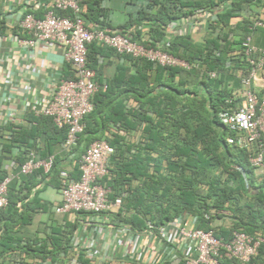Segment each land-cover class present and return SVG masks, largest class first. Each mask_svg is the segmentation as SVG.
Returning <instances> with one entry per match:
<instances>
[{
    "label": "trees",
    "instance_id": "1",
    "mask_svg": "<svg viewBox=\"0 0 264 264\" xmlns=\"http://www.w3.org/2000/svg\"><path fill=\"white\" fill-rule=\"evenodd\" d=\"M144 1L146 9L138 11L134 21L135 32L130 31L129 34L134 41L155 47L162 39L167 24L190 14L192 9H210L222 4L223 8L217 15V25L223 30L234 14L240 12L241 6L253 0ZM99 3L100 0L85 3L87 12H83L82 17L86 22L97 24L99 17L105 16ZM143 22L148 28L147 35L152 43L144 40L137 30ZM244 23L247 27L250 25V22ZM125 29L126 27H121L120 31H114L108 27L107 30L126 34ZM249 34L250 31L247 30L245 36ZM236 44L232 42L226 45L231 49ZM169 45L168 51L172 55L190 62L201 60L207 69L217 71L220 77L208 80L200 78L196 70L164 69L147 61L137 65L130 57L124 56L136 65L135 73L125 78L124 85H109L103 92L99 90L93 96L94 109L84 117L85 128L71 152L78 159L93 140L106 139L99 137L98 133H103L109 125L116 131L122 130L125 133L137 130L140 136L131 144L123 136L112 135L107 138L115 148V154L110 159L109 174L101 182L110 188V200L121 192L125 193L121 209L115 214L118 222L142 232L146 230V222L158 227L187 213L197 218L196 228L202 230H210L209 224L214 218L228 220L229 226L213 231L215 237L225 242L230 241L234 231L255 236L264 229V180L260 178L258 182L253 176L254 169L250 167L245 151L226 144L225 137L228 134L220 128L216 117L224 99L228 97L226 90L217 89L226 79L225 74L232 70L225 67V52L229 48H219L217 38L197 46L186 37H173ZM213 49H220V55L216 58L211 56ZM87 51L90 68L94 67L98 56L115 53L97 43L89 44ZM68 76L67 79L72 75ZM176 76H179L181 85H203L205 88L212 86L214 90L205 91V95L194 89L177 91L172 86ZM118 88L120 90L116 91ZM111 96L115 97L116 104L109 112L110 105L104 101ZM129 99L136 102V107H129ZM128 119L133 120L132 123ZM30 121L34 125L29 130L19 128L13 132L11 127L8 130L13 133L11 139L0 144V181L5 176L2 166L6 159L11 158L14 147L21 150L16 158L18 165H21L25 161L27 149H37L47 156L65 138L66 129L56 128L49 118H33ZM59 171L55 159L47 176H43L41 170H38L9 185V205L5 211L0 209V219L6 218L9 222V225H4L5 230L17 223H27L30 218L28 213L31 214L36 209L33 205L41 207L36 194L25 202L30 194V180L39 175H42L41 179L49 177L57 180V189ZM71 176L78 178L76 166ZM243 197L246 201L242 203ZM18 202L22 208L20 214L16 207ZM210 209L215 210V217L207 219L205 214ZM76 228L77 223L74 222L65 224L63 229L52 230L45 234V239L37 243V247L29 245L24 252L35 260H53L59 252L69 251ZM12 239L6 230L0 239V247L3 248L0 255L14 248L11 247ZM78 261L80 264H90L82 253L78 256ZM222 264L234 263L223 261ZM252 264H264V243L258 248Z\"/></svg>",
    "mask_w": 264,
    "mask_h": 264
},
{
    "label": "built area",
    "instance_id": "2",
    "mask_svg": "<svg viewBox=\"0 0 264 264\" xmlns=\"http://www.w3.org/2000/svg\"><path fill=\"white\" fill-rule=\"evenodd\" d=\"M88 1L39 0L38 9L21 16L14 26L15 32L0 35V44L8 43L0 62L11 56H21L31 64L28 52L38 45L62 48V59L70 69L71 78L59 79L47 97L30 99L24 107L33 117L49 118L56 128L66 129L60 151L75 160L78 178L71 176L68 170L59 171V200L53 212L81 216L76 221L77 228L68 252H59L55 259L42 262L30 256L22 261L8 257L11 259L8 264H80L78 256L82 252L92 264L96 263V259L99 264H103L111 257L116 258L119 264H222L223 261L252 264L258 248L264 243V229L255 236L234 231L230 241L225 242L215 237L212 231L188 228L178 220L158 227L146 222L145 236L148 239L151 237V240H145L142 246V235L131 233L115 217L121 209L125 193L121 192L110 200V188L101 182L109 174V163L115 148L107 138L93 140L75 159L76 155L71 151L77 146L85 128L84 117L94 109L93 96L99 90L106 89L105 85L96 82L95 72L89 67V44L97 43L110 48L116 55L130 57L137 65L147 61L164 69L196 70L200 78L208 80L220 77L217 71L207 69L201 60L190 62L172 55L166 40L156 43L155 47H148L134 41L128 33L109 32L89 25L82 17ZM222 8V4H218L206 11L199 10L186 21V27H200L202 31L211 32L213 38L222 39L224 31L217 25V15ZM257 29H264V21L251 18L248 30L251 33ZM178 34L185 36L187 33L180 29ZM145 39L151 42L147 34ZM219 55L220 49L211 51L212 57ZM235 61L245 63L248 68L240 71V87L224 99L216 117L220 128L228 134L225 137L226 144L245 151L250 167L258 171L264 180V78L258 75V71L264 67V48L254 45L251 35H246L231 47L225 67L234 68ZM28 93L25 91V94ZM10 107L14 108L12 105ZM12 130L16 132L19 128L12 127ZM6 134V139H11L13 133L7 131ZM122 134L123 137L127 135L124 131ZM20 152L19 148L14 147L12 158L2 166L6 174L0 181L1 210L9 205L8 190L12 182H19L21 177L32 175L38 170L47 176L55 162L53 155L42 157L37 149H27L24 163L18 165L16 158ZM82 217L88 218L84 220ZM130 234L131 239L128 240ZM103 237L111 240L109 248L104 250L101 248Z\"/></svg>",
    "mask_w": 264,
    "mask_h": 264
},
{
    "label": "crops",
    "instance_id": "3",
    "mask_svg": "<svg viewBox=\"0 0 264 264\" xmlns=\"http://www.w3.org/2000/svg\"><path fill=\"white\" fill-rule=\"evenodd\" d=\"M38 1L39 0H0V35L15 32L14 26L17 24L21 16L28 11L38 9ZM99 7L105 11V16L99 17L97 24L87 22L89 25L106 30L108 27H111L114 31H120L119 29L121 27H126L124 31L129 34L131 33L130 31L135 32L134 30L136 27L134 21L137 19L138 11L146 9V2L144 0H100ZM199 10L206 11L208 9L201 7L195 8L191 10L190 14L170 21L164 29V34L160 42L166 40L169 43L173 37H186L193 44L201 46L208 40H216V38H213L211 32L202 31L200 27L195 29L186 27V21L191 18V16H194ZM84 12H87V10L85 9ZM40 13L41 11L39 14ZM125 15H127V17H124ZM251 18H258L264 21V0H253L250 3H245L241 6L240 12L234 14L229 20V24L223 27L225 34L222 39H218L219 48H229L226 44H231L232 42L238 44L245 37L248 30L247 24L244 22H250ZM142 24L143 25L138 27L137 30L140 31L141 36L145 39L148 28L144 22ZM180 29H184L187 34L185 36H180L178 34ZM250 35L254 45L264 48V30H254ZM150 43H152V39ZM7 48V42H2L0 44V59L3 58V54L6 53ZM229 51L230 48L226 49V58ZM28 54L31 56V64L27 63L21 56H11L8 57L7 60L0 62V144L6 143V133L11 127L29 130L34 125L30 120L35 117H33L24 107L26 101L34 98L39 99L47 97L51 92L53 84L61 78L67 79L69 77L68 75L71 74L70 69H68V66L62 59V48L60 47L38 45L36 48L29 51ZM235 63L234 68L225 74L226 79L221 84L222 86L217 89V91H221V88H223L228 92V96L232 91L240 87V71H246L248 68L246 64ZM91 69L95 72L96 82L101 86L105 85L107 87L113 84L124 85L125 78L135 73L136 65L132 63L130 59L124 58V56L112 53L106 54V56H98L96 63H94V67ZM258 75L264 78V67L258 71ZM190 83H192V78ZM172 86L177 89V91L194 89L204 95L206 93L205 91L212 92L214 90L212 86H207L205 88L203 85H181L179 76L174 78ZM104 90H102V92ZM118 90L120 89H116V91ZM25 91H28L29 93L25 94ZM104 102L110 105L108 106L110 112L112 107L116 104V99L114 96H111L110 99H105ZM127 104L129 107H136L137 105L132 99H129ZM11 105L14 108H11ZM102 116L104 117V114ZM128 120L131 121V123L133 121L131 119ZM117 131L109 125L106 130H103V133L99 132L98 136L103 138H110L112 135L124 136L122 131ZM139 134L140 133L137 130H128L125 137L129 144H131L135 141L136 137L140 136ZM40 155L44 157L42 153H40ZM50 155L54 156L60 170H68L71 173L73 172L75 160L61 153L59 145H55L51 149ZM9 159H6L4 163L7 164ZM253 173V176L259 182V172L254 170ZM41 176L39 175L36 179L32 178L30 180V194L25 201L27 203L32 199L33 195L36 194V200L39 202V205L41 204V207L33 205L36 209L33 213H28L30 218L27 223H17L8 226L6 230H8V236L13 238L11 247L14 248L7 250L0 255V263H10L9 261L11 259H8V257L15 259V261H22L23 258L29 257L28 253L24 252L25 247H28L29 245H36L37 247V243L42 239H45V234H49L52 230L63 229L65 224L76 223V221L81 218L79 215H58L53 212V207L59 200L58 191L56 189L57 180H52L49 177L41 179ZM39 181H41L40 184L37 183ZM133 185H135L134 182ZM244 201H246L245 197L242 198L241 202L243 203ZM16 207L20 214L22 211L21 203L18 202ZM214 215L215 210L210 209L208 213L205 214V217L208 219L210 217H215ZM82 218L87 220L88 217ZM6 220V218L0 219V239L6 232L5 228H3L4 225L9 223ZM175 220L180 221L181 225L185 227L199 229L196 228L197 218L193 215L185 213ZM95 221L98 222V219H95ZM123 226L130 229L131 233H138L140 236L142 235V246L145 244V240H151V237L148 239L145 236L146 230L137 232L125 224H123ZM227 226H229L228 220L214 218L209 224L210 230L204 231L213 232L219 227L225 228ZM108 235L110 236V234ZM130 239L131 234L128 236V240ZM110 243L111 240L103 237L101 248L103 250L109 248ZM0 250H3V248L0 247ZM82 254L84 253L82 252ZM177 255L179 256L181 254L177 253ZM89 261L92 264V261ZM38 262L42 261L38 260ZM95 262V264H99L97 259ZM113 263L119 264L116 258L111 257L110 260H105L103 264Z\"/></svg>",
    "mask_w": 264,
    "mask_h": 264
},
{
    "label": "rangeland",
    "instance_id": "4",
    "mask_svg": "<svg viewBox=\"0 0 264 264\" xmlns=\"http://www.w3.org/2000/svg\"><path fill=\"white\" fill-rule=\"evenodd\" d=\"M124 17H127V15H125Z\"/></svg>",
    "mask_w": 264,
    "mask_h": 264
}]
</instances>
